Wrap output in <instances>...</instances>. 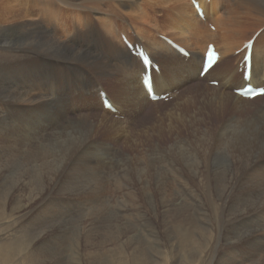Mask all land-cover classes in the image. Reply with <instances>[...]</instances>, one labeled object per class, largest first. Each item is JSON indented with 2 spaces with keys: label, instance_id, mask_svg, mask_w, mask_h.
Wrapping results in <instances>:
<instances>
[{
  "label": "rangeland",
  "instance_id": "obj_1",
  "mask_svg": "<svg viewBox=\"0 0 264 264\" xmlns=\"http://www.w3.org/2000/svg\"><path fill=\"white\" fill-rule=\"evenodd\" d=\"M40 1L43 4L44 0ZM154 1L167 7L176 0ZM33 2L0 0V17L7 19L0 23V94L11 97V102L0 100V264H264V211L243 222L214 221L204 206L190 200V176L184 171L169 176L165 182L170 185L158 189L157 163L166 161L163 170L167 175L178 150L182 153L194 148L200 158L212 151L217 157L212 163L217 162L222 170L229 168L230 147H198L204 140L225 142V138L245 130L234 127L232 112L219 106L212 94L218 87L210 83L209 93L190 94L191 98L187 93L181 102L178 98L183 92L175 90L178 97L173 102L168 97L160 106L128 103L126 111H108L111 114L106 116L98 107L97 88L90 92L91 87L84 86L78 75L66 93L69 101L63 103L64 114L60 116L54 108L39 105L42 95L38 90H32L29 97L15 91L21 78L12 69L9 51L16 44L43 37L46 26L44 21V28L35 31L32 19H12ZM162 11L158 9L160 18L165 17ZM255 27L259 28L251 20L232 46L249 38ZM172 32H178L176 26ZM105 57L113 65L92 69L82 65H92L91 60L79 58V66L89 78L91 73L98 77L93 83L102 84L108 96L115 91L124 101L138 97L139 92L129 88L127 72L124 75L115 54L105 50ZM235 67L228 59L218 71L232 72ZM188 86L201 93L205 85L201 81ZM72 101L80 106L74 107ZM254 105L261 107L264 101ZM50 125L55 126L53 133L47 131ZM232 133L236 134L227 137ZM35 136L44 139L49 152L54 151L47 156L44 151L29 152V138ZM78 147L79 153L69 161L68 176L62 177L65 184L50 195L44 189L46 176L62 169ZM235 155L239 164V156L244 157L245 152ZM186 158L188 163L191 157L187 154ZM254 158L246 168V179L256 188L250 196L239 191L235 195L245 199L243 209L264 205V159ZM235 170L238 176L244 172L237 165ZM127 241L131 247L125 256L122 250Z\"/></svg>",
  "mask_w": 264,
  "mask_h": 264
},
{
  "label": "bare ground",
  "instance_id": "obj_2",
  "mask_svg": "<svg viewBox=\"0 0 264 264\" xmlns=\"http://www.w3.org/2000/svg\"><path fill=\"white\" fill-rule=\"evenodd\" d=\"M29 1L32 0H27V2ZM195 1L203 10V19L199 18L192 0H176L167 7L160 3L156 4L154 0H44L43 4L41 1L38 3L37 0H34L32 6L26 4V10L16 13L12 19L14 21L23 18L32 19L34 22L31 23V27L35 31L44 28L43 23L45 21L46 26L43 29L44 33L42 32L45 38L37 43L34 40L38 41L43 37L32 40L26 38L28 40L26 44H16L14 50L9 51L8 56L11 58L14 67L12 69H15L21 78L15 91L22 97H29L32 90H38V95H42L41 98L39 97V105L52 107L56 113L62 116L65 109L63 103L67 104L69 101V98H66L69 95L66 93L76 84L78 75L83 79L84 86L91 87L90 92L102 86L100 83H93L98 80V77L91 73L92 78H89L88 73L79 66L78 59L81 58V61L91 60L92 65L84 63L82 65L102 70L108 65H113L105 57V50H111L115 54L122 71L127 72L126 82L129 88L136 93L139 92L138 97L131 101L122 100L115 91L109 96L105 94L109 102L113 103V109L116 112L119 110L126 111L125 106L128 103L145 107H149L151 104H159L160 106V102L154 103L149 100L142 84V76L145 70L141 61L133 56L123 43L122 35L132 43L141 44L149 53L154 64L158 67L157 72L151 69L153 91L157 95L169 93L172 102L178 97L174 93L175 90H182L183 94L178 98V102H181L187 93L194 95V97L209 93L208 84L211 81L217 82L216 80H219L218 89L214 87L217 93L212 92L213 96L220 107L227 108L232 112L233 126L245 130L236 137L225 138V142L204 140L198 144V147L202 150L230 147L231 150H228L231 157H228L229 168L222 170L223 168L217 162L213 164L212 161L216 160L217 157L212 151L209 156L204 155L203 158H200L194 148L184 150L182 153H179L182 150H178L176 153L179 155L173 153V165L171 164L172 168L167 175L163 170L166 161L157 163L158 189L170 185V182H165L169 176L177 171H184V174L186 172L190 176L188 182L191 190L190 200L197 206H204L210 219L227 223L243 222L253 219L255 215L264 211L263 204L255 208L249 206V208L243 209L242 204L245 199L240 200L235 197L239 192L241 194L247 193L250 196V193L256 188L254 184L251 186L253 182L246 179L248 178L246 168L250 165L252 158L256 159L254 158L256 155L260 158L259 161L264 159V105L261 107L254 105L261 99L264 101V96L247 100L234 93L241 90L245 84L243 80L244 65L242 67L240 65L245 54L242 51L236 56V52L240 51L245 44L252 45L255 40L254 36L257 34L252 47L250 83L255 88L264 87V29L259 31L262 27L264 28V0ZM158 9L164 11V14L161 15L165 17L160 18L158 16ZM251 20L257 23L259 28L255 27L256 30L249 38L233 47V40L237 39V34L241 29L250 25ZM6 21V18L0 17V23ZM173 26L177 27L178 32H172ZM163 38L176 43L188 54L185 53L184 56H181ZM210 44L215 46L220 54V59L206 77L201 78L200 72L204 54ZM199 45L201 46L198 47ZM232 57L234 58L232 59ZM228 59H231L236 67L232 72H219L218 68L222 63L225 64ZM69 70L73 71L70 75L67 74ZM124 75H126L125 72ZM169 78H171L170 82ZM201 81L205 85L201 86V93L188 86L190 82L200 84ZM228 91L231 94L227 93ZM224 92L226 93L223 94ZM98 97V107L101 108L103 114L110 116L111 113L109 114L103 108L99 94ZM0 100L11 102V97L0 94ZM71 103L76 108L80 106L76 101ZM183 103L185 102L179 104ZM52 126H48L51 128H49L50 130L46 128L47 131L53 133L54 130L52 129H55V126ZM20 128L21 125L18 123L16 130ZM235 134L232 133L227 137ZM37 136L29 138L27 144L29 152L38 154L39 151H44L45 156H47L54 151L53 149L49 152L47 146L43 144L45 143L44 139L41 141V138ZM1 145L3 144L0 143V147ZM80 147L76 149L62 169L46 176L44 189L49 190L50 195L65 184L62 177L63 175L68 176L69 161L79 153ZM240 151L245 152V155L244 157L239 156V164H237L235 154ZM187 154L191 157L188 163ZM206 157L207 159H205ZM236 165L244 170L240 176L235 170ZM164 175L167 178H164ZM239 203L240 205H237ZM236 205L239 207L236 208ZM124 246L122 253L128 256L129 251L127 249L131 246L128 241L125 242Z\"/></svg>",
  "mask_w": 264,
  "mask_h": 264
},
{
  "label": "snow or ice",
  "instance_id": "obj_3",
  "mask_svg": "<svg viewBox=\"0 0 264 264\" xmlns=\"http://www.w3.org/2000/svg\"><path fill=\"white\" fill-rule=\"evenodd\" d=\"M201 70L203 71V65L201 66Z\"/></svg>",
  "mask_w": 264,
  "mask_h": 264
},
{
  "label": "crops",
  "instance_id": "obj_4",
  "mask_svg": "<svg viewBox=\"0 0 264 264\" xmlns=\"http://www.w3.org/2000/svg\"><path fill=\"white\" fill-rule=\"evenodd\" d=\"M103 88V87H102Z\"/></svg>",
  "mask_w": 264,
  "mask_h": 264
}]
</instances>
